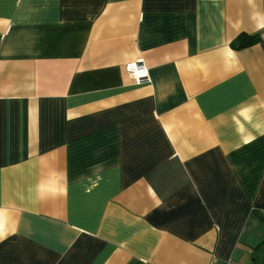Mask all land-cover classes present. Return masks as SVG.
<instances>
[{
	"label": "crops",
	"instance_id": "crops-1",
	"mask_svg": "<svg viewBox=\"0 0 264 264\" xmlns=\"http://www.w3.org/2000/svg\"><path fill=\"white\" fill-rule=\"evenodd\" d=\"M262 242L264 0H0V264H253Z\"/></svg>",
	"mask_w": 264,
	"mask_h": 264
},
{
	"label": "built area",
	"instance_id": "built-area-1",
	"mask_svg": "<svg viewBox=\"0 0 264 264\" xmlns=\"http://www.w3.org/2000/svg\"><path fill=\"white\" fill-rule=\"evenodd\" d=\"M124 70L133 82L137 84L150 80L148 69L145 67L142 59L126 63L124 65ZM228 264H230V262Z\"/></svg>",
	"mask_w": 264,
	"mask_h": 264
},
{
	"label": "trees",
	"instance_id": "trees-1",
	"mask_svg": "<svg viewBox=\"0 0 264 264\" xmlns=\"http://www.w3.org/2000/svg\"><path fill=\"white\" fill-rule=\"evenodd\" d=\"M259 39L260 36L258 34L245 36L244 38L239 39L236 42V45L233 44V47H244L251 45L257 42ZM251 259L253 264H264V242H262L252 251Z\"/></svg>",
	"mask_w": 264,
	"mask_h": 264
}]
</instances>
